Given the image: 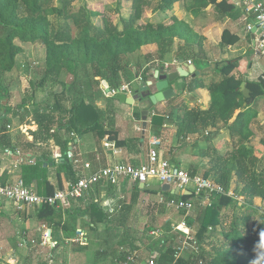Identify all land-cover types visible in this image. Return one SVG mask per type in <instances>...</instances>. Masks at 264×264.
I'll return each mask as SVG.
<instances>
[{
  "label": "trees",
  "instance_id": "trees-1",
  "mask_svg": "<svg viewBox=\"0 0 264 264\" xmlns=\"http://www.w3.org/2000/svg\"><path fill=\"white\" fill-rule=\"evenodd\" d=\"M75 1L0 0V151L8 148L12 154L19 152L24 155V162L20 165V179L27 185L29 178L36 177L38 182L35 193L44 197L65 189L61 173L69 183L76 182L79 175L71 164L73 160L67 158L68 141L64 140L66 133L74 132L76 136H81L92 132L98 145L107 138L115 142L116 147L127 146L126 141L118 139L117 131L102 128L101 118L97 116L94 106L86 104L83 97L78 98L71 91L76 90L80 78L92 79L93 84L104 91L101 82L106 80L110 95L121 87L122 78L129 81L122 65L124 57L140 51L143 46L155 45L157 58L162 61L174 50V43L178 40L180 44L175 51L176 60L182 59L194 65L197 70L209 68L211 64L215 68L191 79L186 87L183 86V90L188 93H194L201 87L207 88L210 105L206 110L199 107L188 109L183 101L174 105V112H183L174 122L177 143L182 148H196L199 155L210 157L207 167L200 173L198 167H190L188 173L209 179L224 189L225 194H212L211 205L203 206L202 199L194 193L176 196L168 192L145 191L139 188L138 182L126 181L119 185L121 191L114 205L107 208L97 197L100 187L105 185L99 183L93 187V193L90 192L91 189L88 191L90 197L84 199L88 194L86 193L83 198L76 200L80 201L76 208L67 207L63 210L50 205L35 208L36 221L44 223L51 231V253L57 249H67L76 242L78 230H87L96 235L93 242L99 243L91 264H102L110 256L114 257L117 264H127V255L139 250L131 227L134 210L143 194H151L158 197L161 195L166 200L178 199L189 205V211L179 210V214L189 227L193 229L195 226V238L199 245L198 253L191 252L186 257L183 256L184 253L176 259L175 252L183 239V233L174 231V223L166 221L163 227L170 239L163 241L162 247L157 249L158 253L153 257L156 264H264V215L258 214L249 225L254 214L258 213L254 200H264V165L260 167L261 161L264 163V136L259 138L257 145L253 144L254 138H258L256 128L260 131L264 129V123H258L257 119V106L264 101L263 75L254 79L247 78L248 71L252 68L251 61H247L245 57L247 53L235 59L204 61V36L175 16L169 21L148 20L141 23L148 8L154 12L172 11L177 3H181L188 13L196 15L211 7L222 20H239L244 14L242 9L231 0H154V4L150 0H127L131 3L129 18L120 17L116 23L115 16H104L101 24L96 25L93 21L96 13L86 6H75ZM250 34H247V39L251 43ZM239 40L238 35L224 28L218 46L223 50L235 46ZM17 41L24 44L39 43L44 47V69L36 87L48 90L54 97L53 105L48 104L40 110L33 90L17 106L22 113L29 106L35 107L33 121L37 130L32 133V141H28L25 134L15 137L8 135L12 108L2 104L10 95L8 86L3 82L4 77L14 70L16 59L22 53ZM251 51L254 52L253 45ZM210 73L217 79L209 81L207 85L203 84L202 79ZM96 78L99 79L95 80ZM138 81L140 84L145 83L146 77ZM243 82L253 98L252 104L246 106L244 104L249 100L240 90ZM58 87L61 88L60 92L56 90ZM129 88L131 89L130 86ZM137 96L139 97V93ZM168 113L164 117L156 115L152 118L154 133L157 134L164 124L171 123L166 119L167 115L170 116ZM17 115L18 113H14L13 117ZM17 130L20 132L19 128ZM222 131L230 136L227 152L217 150L213 144ZM194 135L195 139L187 141ZM48 139H53L63 153L62 159L55 161L59 167L57 187L47 180L46 162L50 160L49 155L43 152L34 163L28 162L31 155L26 156V152L37 151L38 143ZM202 143L205 145L200 148ZM234 180L236 187L233 191L243 199L240 205L226 194L231 190ZM105 186L108 192L115 189V185ZM155 205L157 215L165 214L167 207L164 204L156 202ZM231 208L236 212L231 216V221H228L225 210ZM99 225H104V237L97 233ZM153 230V226L146 229L148 233ZM216 232L222 236V241L209 243ZM80 239L82 245H77L76 251H85L84 246L89 241ZM203 244H210V249L205 250ZM148 249L152 250L150 247ZM142 259L140 256L138 260ZM51 264L68 263L52 260Z\"/></svg>",
  "mask_w": 264,
  "mask_h": 264
},
{
  "label": "crops",
  "instance_id": "crops-1",
  "mask_svg": "<svg viewBox=\"0 0 264 264\" xmlns=\"http://www.w3.org/2000/svg\"><path fill=\"white\" fill-rule=\"evenodd\" d=\"M81 1V3H80ZM152 4H154V0H150ZM232 1V0H231ZM264 1V0H263ZM232 3H235L232 1ZM237 4V3H235ZM75 6H86L87 9L90 11L95 12V16L93 17V21L96 25H100L102 22V18L104 16H115L117 23L119 18H129L130 17V5L131 3L127 0H76L74 2ZM149 9V8H148ZM145 10L141 23H145V21H169L171 20V17L175 16L179 20H182L189 24L195 31L199 32L204 38L206 39V42L208 40L209 43H213L211 50V54L215 57L212 60L210 59V55L206 52V46H205V52H206V59L203 58L204 61H214L218 60L219 57L221 59H235V57L230 58L233 56L232 53L237 54V58L242 56L241 54H245V39L247 37V33L241 32V30H238L235 25L240 24L239 20L245 23L246 21L242 18H240L237 21L229 20V19H219L217 15L213 12L214 10L211 7H208L207 9L203 10L200 14H191L184 10L181 3H177L174 6V9L172 11H165V12H154L153 9ZM227 25L225 24V22ZM251 22V21H247ZM224 28L229 29L232 33L239 36L240 40L239 42L232 47H227L226 49H220L218 46L221 38L222 31ZM251 35V34H250ZM180 44V41L176 40L174 43V50L167 54L162 61L158 60L157 58V47L155 45H147L143 46L140 51L135 52L133 54H130L123 58L122 65L124 66V73L126 72V75L129 78V81H126L122 78V84L130 86L133 90L132 95L126 94L128 97H133L135 95V92L140 89V87L148 86V91L153 94L155 93L154 85L149 86V83L152 82L153 84L156 82L155 79V71L159 70L160 68L164 67L167 73L174 72L178 67H183V65L179 64V60L175 59V51ZM252 47V40L249 45V49L251 50ZM219 49V51H218ZM262 56V60H258V62L254 63L252 66L251 72H248L247 78L254 79L255 75L253 73L257 70L255 66L263 68L264 67V53L260 54ZM192 64H189L187 62H184V66H189ZM212 65V64H211ZM194 73L200 72L203 73V70H197L194 65ZM201 74L199 76H201ZM196 76V77H199ZM145 78L146 82L139 84V81L136 80L137 78ZM195 77V78H196ZM217 77L210 73L208 76H205L203 80V84L207 85V83L213 79H216ZM99 78H96L97 80ZM180 79V78H179ZM193 79L191 75H188L183 82H179L178 79L174 80L169 84V88L172 89L174 92V97L167 101L158 103L155 106H153L148 98L142 99L140 96V92L138 100H136L133 104H127L123 103L120 100L116 99V94H108L110 89L108 82L106 80H103L101 82V86L105 89L104 91L97 86L93 84V80L91 79H83L80 78V80L77 81L76 90L71 91L76 97L80 98L83 97L85 99L86 104H90L94 106L97 110V116L101 118V125L102 128L105 130H115L118 133V139L121 141H126L127 146L124 148H120L122 150V153L114 155L111 153V151L105 147V143L108 142L107 138H104L101 143L98 145L95 141V138L93 136L92 132H86L85 134L81 136H76V134L73 133H66L64 135V140L68 141V149L66 151L68 160H74L76 158L89 162L91 164V172H94L98 170L99 168H103L106 166H109L114 163H125V164H138V162L144 163L147 160L148 150L150 141L153 138H156L161 141V144H164L167 152V156H169L168 159L171 163L180 165V162L185 155H189L191 157L194 156V150L196 148L193 147H186L182 148L177 143L176 139V127L174 125V122L176 119H178L182 115V111L174 112L172 108L175 104H179L180 102H184L186 107L188 109H192L195 107H199L202 110H206L209 108L210 105V95L205 87L198 88L194 93H188L184 89L187 86L188 82ZM106 82V85L104 84ZM57 92L61 91V88L58 87L56 89ZM40 99H37L36 102L38 104V107L40 110L44 109L48 104L53 105L54 97L49 94V91H43L40 92ZM145 93V92H144ZM125 94V93H124ZM37 107V108H38ZM35 107L29 106L26 110V137L28 141H32V133L37 130V125L33 121V111ZM153 109L152 111L150 109ZM11 110V117H13V114L16 113V111ZM13 111V113H12ZM143 111H149V113L146 115V126H143V120H142V112ZM166 117L167 120H170L171 123L164 124L161 129L158 131V133H154L152 131V118L156 115L162 116L167 114ZM173 112V113H172ZM58 114V112L56 111ZM259 114H264V109L258 111V117ZM18 116V115H17ZM16 116V117H17ZM90 116H92V111L90 112ZM263 116V115H262ZM262 123H264V120H262ZM10 126V125H9ZM79 126H81L79 124ZM11 127V126H10ZM55 129H58V126H55ZM15 131L14 129L9 128L7 130L8 135L11 137L17 136L16 134L12 135L11 133ZM210 131V130H208ZM222 134L218 136L214 141L213 144L216 146L217 150L221 152H227L229 148V140L230 136L229 133L222 131ZM196 136H190V138L187 141H191L195 139ZM258 141V138H254L253 144H256ZM111 142V141H109ZM256 142V143H254ZM115 143V142H114ZM259 143V141H258ZM205 144H200V148L204 147ZM257 145V144H256ZM37 151L33 152H26V156L31 155V159L35 161L39 155H41L43 152L44 154L49 155V161L46 162V171H47V180L50 182L51 185L54 187H57L58 183V176L57 171H59V167L56 161V159H62L63 153L61 151L60 146H58L53 139H48L46 141L40 142L37 145ZM165 152V153H166ZM162 148L160 149V154L162 157L165 155ZM21 155V156H20ZM15 155L12 154L11 151L8 150V148H5L4 150L0 151V180L6 183H13L15 180L21 178L20 177V165L24 162V155ZM201 161L202 160H210L209 156H201L197 153L195 154ZM166 156V155H165ZM26 160L28 158L26 157ZM141 163V164H142ZM72 164V161H71ZM73 165V164H72ZM180 167V166H179ZM195 167V166H189ZM75 169V168H74ZM183 169V168H182ZM76 170V169H75ZM203 170V169H201ZM80 171V169H79ZM78 172V169H77ZM87 174V173H86ZM79 175V173H78ZM62 178V183L64 187L69 183V180L64 177V175L60 174ZM59 176V178H60ZM28 184L26 185L30 190L37 192V178H29ZM159 184L155 180L149 181V185H156ZM236 183L235 180L232 182L231 190H235ZM95 188V187H94ZM94 188L90 190V192L93 193ZM120 186L116 187L115 189L108 192L107 190L102 192L99 190V194L97 195L98 198L101 199L102 205L104 207H112L114 203L116 202L118 196L120 195ZM90 192L86 194L84 199H87V197L91 196ZM143 196H150L155 197V203H153V206H156L157 198L158 196L151 195V194H143ZM94 198V197H93ZM74 204L70 205L68 208L73 207L76 208L79 206L80 201H74ZM1 205H5L4 202L0 203ZM254 206L257 209L256 214L252 217L250 220L249 225H251V221L253 219L257 218L258 214L264 213V200L261 198H256L254 200ZM16 208V206H14ZM35 206L28 207L26 209V215L31 214L29 219L26 221V230H28V233H33L32 227L34 226L33 221H36L34 218L35 215ZM64 210V209H63ZM230 210V209H229ZM232 210V209H231ZM31 211V213H30ZM166 211L165 213H167ZM225 213L227 211L225 210ZM228 214V213H227ZM158 216L157 214H155ZM162 216V222L171 221L174 223L173 217H170L169 215L164 216V214H161ZM232 216V215H231ZM135 217V213H134ZM133 217V218H134ZM39 225L36 232H42L43 227L47 230L48 229L44 223H39L36 221ZM83 233V241H90L91 238L89 235L92 234L90 231H82L78 230ZM51 232V231H50ZM195 232V231H194ZM27 233V231H26ZM89 238V240H88ZM76 239H77V233H76ZM26 240H28V237H26ZM75 241V240H74ZM222 241V236L219 233L213 234L212 239L209 241L212 244L220 243ZM76 243V242H74ZM89 243V242H88ZM263 247H264V241H263ZM205 250L210 249V244H203ZM152 251L153 257L157 255V249L150 250Z\"/></svg>",
  "mask_w": 264,
  "mask_h": 264
},
{
  "label": "rangeland",
  "instance_id": "rangeland-1",
  "mask_svg": "<svg viewBox=\"0 0 264 264\" xmlns=\"http://www.w3.org/2000/svg\"><path fill=\"white\" fill-rule=\"evenodd\" d=\"M81 3V1H80ZM225 22V21H224ZM238 25H235L238 30L241 32H245L248 34L246 30L245 23L239 20ZM227 25V23L225 22ZM245 55L247 61H251L252 66L254 63L258 62V60H262L261 55L255 54L253 51L248 50L250 42L247 37L245 39ZM17 44L22 48V53L16 59V65L14 70L6 74L4 77V84L8 86L10 90V95L7 100L3 101V105H8L10 108L14 109L13 111L18 113V116L15 118H11L10 126L13 131L11 134L14 135H24L21 132H18L17 128L19 126L23 127V130H26V112L22 113L17 109V106L21 104L23 99H26L33 90L36 95V100L40 99V88L37 89L36 85L40 81L43 69H44V58H45V49L39 43H29L24 44L17 41ZM206 52L210 55V59L215 58L211 54V50L213 49V43H209L208 40L206 42L205 39ZM219 51V49H218ZM233 58L236 56V53H232ZM244 55V54H241ZM219 59H221L219 57ZM257 70L253 73L255 77H259L264 75V67L260 68L255 66ZM252 68L248 71L251 72ZM67 80V78H65ZM217 79V78H216ZM68 81V80H67ZM54 89L55 88H50ZM58 89V88H57ZM258 111L264 109V101L260 102L257 106ZM12 111V113H13ZM263 115V116H262ZM258 123H262L264 120V114H259ZM8 129V128H7ZM256 133L258 136V141L261 136H264V129L260 131L256 128ZM26 136V135H25ZM258 141L256 144H258ZM164 144H161L160 149L167 151ZM197 150H194V156L191 157L188 154L183 156L180 167L184 170L188 171L189 166L198 167L199 173L207 167L209 160H200L195 154ZM166 155V156H165ZM164 157L169 158L167 156V152ZM142 162H138L141 164ZM130 165H137L130 164ZM261 165L264 163L261 161ZM128 183H131L128 181ZM121 183L116 184V187H119ZM107 190V186L103 185L100 187V191L104 192ZM156 198L150 196H141L139 205L135 208V217L131 221V227L133 236L137 238L135 245L138 246V252L143 257V259L147 260L153 258V254L149 251V247L153 249H160L162 247V242L170 239L169 233L163 227L162 216L155 214L157 213V206H153ZM5 205H1L0 207V264H43L49 263L51 264L53 261L64 262L67 261L68 264H91L93 260V256L97 248H99V243H95L94 238L95 234L92 232L89 237L91 240L89 241L85 251H76L77 245L82 241L80 238L76 239L77 243H72L69 245L67 249L56 250L54 253H51V249L53 246L50 240V244L47 241L44 242V232L47 231L44 227L42 232H36L35 230L39 226L36 221H33V227L31 228L33 233H28L26 230V221L29 219L32 214H23L16 210L15 205L10 202H4ZM232 209V210H231ZM227 210L228 213V221H231V215L234 214V208ZM167 213L164 216L169 215L173 217L174 223L180 222L182 217H180V212L175 210L167 209ZM153 217H156L155 220H152ZM153 226L154 229H160L161 234L159 236H151L150 233L146 231L147 228ZM195 226L193 227V231ZM27 231V233H26ZM98 235L105 236L104 234V225H99L97 230ZM28 237V240H26ZM82 238V237H81ZM59 251V252H58ZM190 253L186 252L183 256H189ZM155 258V257H154ZM102 264H117L113 256H110L107 260L102 261Z\"/></svg>",
  "mask_w": 264,
  "mask_h": 264
},
{
  "label": "built area",
  "instance_id": "built-area-1",
  "mask_svg": "<svg viewBox=\"0 0 264 264\" xmlns=\"http://www.w3.org/2000/svg\"><path fill=\"white\" fill-rule=\"evenodd\" d=\"M235 5L242 9L243 19L246 21V30L248 33L256 27L255 40H254V53L257 55L264 53V1L263 0H232ZM251 20V22H247ZM136 80H141L137 78ZM264 80V75H263ZM125 93L132 95L133 90L127 85L121 86L113 94ZM20 132L26 135V130L19 127ZM161 141L153 138L150 141L147 160L140 165H130L125 163H114L109 166L99 168L91 172V164L82 161L78 158L72 161L74 168L79 173V178L76 182L68 183L63 190H58L52 196H40L30 190L24 184L22 179H17L13 183H6L0 181V203L10 202L16 206V210L21 213H26L28 207H39L42 205H50L56 209L67 208L73 201L83 198L86 193L99 183L105 185H116L118 183H125L126 181L138 182L149 184V181L155 180L159 184H168L171 189L178 188L181 192L189 191L194 193L202 199L203 206L211 205V196L214 193L225 194L224 189L214 184L209 179L201 175L191 176L188 171L182 169L176 164L171 163L160 154ZM107 147L112 154L117 155L122 153L120 148L115 146L114 142H106ZM17 155H20L17 152ZM21 156V155H20ZM29 163H34L33 159L28 160ZM80 169V171H79ZM87 173V174H86ZM233 198L238 205L243 203L241 196L229 190L226 193ZM157 202L164 204L170 210H183L189 211L190 207L185 202L178 199L166 200L163 196L159 195ZM110 208V207H108ZM264 215V213H262ZM174 231H181L183 239L175 252V258H180L186 252H199V245L195 238V232L189 227L182 219L180 222L172 224ZM160 229H155L150 232L151 236H159ZM78 239L83 237L81 231H77ZM44 242L50 244V238L47 231L44 232ZM53 245V244H51ZM141 255L137 251L130 252L126 257L127 264H156L154 258L138 260Z\"/></svg>",
  "mask_w": 264,
  "mask_h": 264
},
{
  "label": "water",
  "instance_id": "water-1",
  "mask_svg": "<svg viewBox=\"0 0 264 264\" xmlns=\"http://www.w3.org/2000/svg\"><path fill=\"white\" fill-rule=\"evenodd\" d=\"M255 32H256V27H253L251 31L252 45H254ZM179 64L183 65V67H178L176 71L174 72L167 73L164 67L155 71L156 82L154 84L152 82L149 83V86L154 85L155 93L151 94L148 91V86H143V87H140V89L135 92V95L133 97H128L124 93H117L116 99L120 100L123 103L133 104L136 100L140 99L137 96V93L140 92L141 98L142 99L148 98L150 103L153 106H155L158 103L167 102L171 100L174 97V92L172 91L171 88H169V84L171 82L178 79V81L181 83L188 75H191L193 78H195L196 76H199L201 74L198 71L194 73V67L192 65L184 66V61L182 59L179 60ZM214 68H215V65L212 64L209 68L204 69L202 72L203 73L209 72L211 69H214ZM104 84L106 85V82H104ZM240 90L243 96L249 100L248 103L244 104V106L252 104L253 98H251L250 91L248 88H246L244 82L241 84ZM150 110L152 111L153 109L151 108ZM148 113L149 111L142 112L143 126H146V115ZM139 188L145 191L168 192L176 196H179L182 194H185V195L191 194V192L189 191L181 192L177 187L174 189H171L170 185L168 184L149 185V184L140 183ZM47 234L50 238V235H51L50 230H48Z\"/></svg>",
  "mask_w": 264,
  "mask_h": 264
}]
</instances>
